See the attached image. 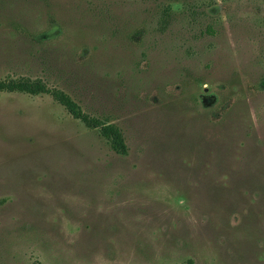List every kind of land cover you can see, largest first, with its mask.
<instances>
[{"label":"rangeland","instance_id":"obj_1","mask_svg":"<svg viewBox=\"0 0 264 264\" xmlns=\"http://www.w3.org/2000/svg\"><path fill=\"white\" fill-rule=\"evenodd\" d=\"M0 264H264V0H0Z\"/></svg>","mask_w":264,"mask_h":264},{"label":"trees","instance_id":"obj_2","mask_svg":"<svg viewBox=\"0 0 264 264\" xmlns=\"http://www.w3.org/2000/svg\"><path fill=\"white\" fill-rule=\"evenodd\" d=\"M0 92H19L31 95L48 93L55 101L60 103L73 118L80 120L90 129H99L101 135L111 143L118 153L125 154L126 152L122 135L114 125H103L100 123V120L88 116V114L67 94L59 90H49L41 81H31L28 79L0 81Z\"/></svg>","mask_w":264,"mask_h":264}]
</instances>
